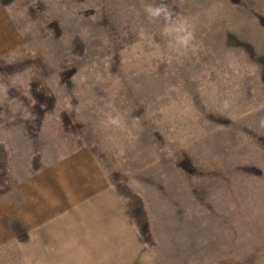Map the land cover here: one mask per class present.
Returning a JSON list of instances; mask_svg holds the SVG:
<instances>
[{
  "label": "rangeland",
  "instance_id": "374dc122",
  "mask_svg": "<svg viewBox=\"0 0 264 264\" xmlns=\"http://www.w3.org/2000/svg\"><path fill=\"white\" fill-rule=\"evenodd\" d=\"M6 197L0 264H264V0H0Z\"/></svg>",
  "mask_w": 264,
  "mask_h": 264
},
{
  "label": "crops",
  "instance_id": "0c3cea01",
  "mask_svg": "<svg viewBox=\"0 0 264 264\" xmlns=\"http://www.w3.org/2000/svg\"><path fill=\"white\" fill-rule=\"evenodd\" d=\"M13 209H16V205L11 202L9 197L0 200V219L3 223L6 222V218L8 216L9 218H11V216H13L14 218L18 216L20 217V215H17V213Z\"/></svg>",
  "mask_w": 264,
  "mask_h": 264
}]
</instances>
